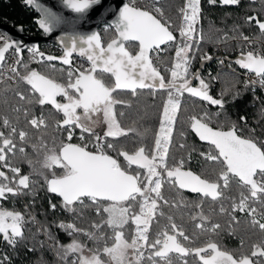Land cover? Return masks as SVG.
I'll list each match as a JSON object with an SVG mask.
<instances>
[{"label":"snow or ice","instance_id":"obj_1","mask_svg":"<svg viewBox=\"0 0 264 264\" xmlns=\"http://www.w3.org/2000/svg\"><path fill=\"white\" fill-rule=\"evenodd\" d=\"M23 3L40 12L36 23L45 34L62 22V17L37 0ZM62 3L81 17L90 11L100 15L109 11L107 0H62ZM157 3L158 0H145L140 6L137 0H121L112 13L114 19L106 22L103 30L111 34L106 43L101 32L91 31L62 37L60 56L45 55L38 48L29 47L30 59L35 61L39 57L38 62L60 73L59 80L30 68L23 58L22 46L7 35H0V78L6 84L0 89V96L4 97L2 104L16 114L13 123L8 115L0 113V200L9 195H35L32 189L36 181L31 179L35 175L43 178L42 187L47 193L60 198L59 206L64 211L78 214L77 218H82L85 211L94 213L98 219H91L87 228L77 227L74 222L59 223L58 227L73 237L67 244L56 241L53 246L63 264H264V140L255 138L254 129H247L244 116L239 121L227 116L223 121L218 119L224 112L225 96L231 93L235 99L240 95L235 84L226 86L214 97L210 94V83L201 77L199 69L193 70L203 40L202 29L197 27L200 0H184L177 9L178 27ZM208 3L239 5L240 0H208ZM245 23L254 24L260 36H264V19L259 14L246 16ZM173 29L179 33V40ZM239 29L235 25L231 31L238 35L231 37L224 32L219 42L228 39L247 42L239 48L233 62L246 70V75L254 74L252 80L244 81L245 89L256 84L264 88V48L254 49V41ZM173 45L174 57L162 74L153 54L159 61L160 52ZM10 51L15 59L5 69L6 54ZM75 56L86 64L76 65ZM212 59L206 52L199 55L201 63ZM52 61L67 68L57 69ZM224 62L220 60L221 64ZM210 79L215 81L218 77ZM8 81L17 87L12 88ZM196 81L198 86H193ZM20 84L26 86L23 91ZM144 90L153 98L158 92L165 94L151 144L145 142L149 129L142 131L138 121L124 127L119 117L125 112L116 111L117 105L131 108V98ZM9 91L17 103H10ZM185 94L218 106L219 111L198 113L193 100L191 114L181 119ZM121 95L129 98H119ZM36 107L40 108L39 116L33 111ZM260 115L264 117V108ZM21 116L24 128H18ZM97 125H103L102 132L95 130ZM178 125L182 126L181 139L190 131L208 145L198 155L212 165L211 175L197 174L187 166L196 149H188L186 142L179 144V149H188L186 156L177 158L172 153ZM28 128L38 133L34 141ZM77 129L79 142L74 143ZM125 142L132 143L131 150ZM17 152L31 168L29 174H22L21 168L13 164L11 158ZM232 183L237 186L238 196L225 195ZM165 187L175 196L166 197ZM184 191L197 194V202L188 201ZM209 199L212 203L229 201L228 207L220 204L218 214L229 217L230 235L236 234L240 224L236 213H240L246 216L251 229H258L261 237L247 250L243 238L240 248H223L213 238L221 228L211 220L215 209H210L209 214L203 210ZM50 204L55 211L57 204ZM192 207L198 211L189 214L196 230L190 236L176 222V213ZM29 222L36 223L35 217L26 219L20 211L0 208V243L14 249L25 240V225ZM40 231L53 239L43 225L37 229ZM81 236L83 240L77 238ZM201 236L205 237L203 242ZM0 264H10V258L0 256Z\"/></svg>","mask_w":264,"mask_h":264},{"label":"trees","instance_id":"obj_2","mask_svg":"<svg viewBox=\"0 0 264 264\" xmlns=\"http://www.w3.org/2000/svg\"><path fill=\"white\" fill-rule=\"evenodd\" d=\"M21 0H0V24H6L10 26L20 27L24 33L29 36H37L39 32L35 27L34 20L36 19V14L31 9L20 5ZM182 0H160L157 4L161 7L165 16L174 24L177 25V20L179 17L177 9L180 8ZM200 21L198 28L202 29L203 40L198 46L197 58L193 61V70L197 67L199 63V55L201 53H208L211 56L216 55L217 47L223 50L224 57L233 58L235 56V50L244 44V41L240 39H228L226 42H219L220 37L224 32L228 33V36L238 35V33H233L231 29L235 25L240 26V31L244 35L249 36L252 40H258L259 42H264V36H260L258 28L254 24L249 25L245 23L246 16L257 15L261 19H264V0H240L239 5H221L219 3L209 4L208 0H200ZM107 26H101L99 32L102 34V38L106 43L110 39L111 34L104 33V28ZM219 30V31H218ZM175 34V29H173ZM259 38V39H258ZM172 51L167 50L164 55L160 58V63L163 65L161 71L163 74V68L171 64ZM55 66L61 65L58 61H52ZM210 68L213 69L211 74L201 73V77L210 83V94L214 97H218L219 93L226 86L230 87L235 84V90L240 92V95L233 99L231 93L225 96L227 101L225 104L224 112L218 117L219 120H225L227 118L239 121L240 116L246 117L247 129L255 130V138L264 140V117L260 115L261 108H264V93L255 89V91L250 88L245 89L241 86L240 78L233 71H239V69L229 63L224 62V66L218 65L216 62L212 63ZM36 70L43 72L45 74H55L52 72L46 64L43 63L39 67H32ZM23 71V69H21ZM210 77H218L217 80L212 81ZM198 81L195 82L194 86H198ZM9 85V84H8ZM6 86L4 83H0V89ZM12 88H16L17 85H11ZM26 86L23 84L19 85L21 91L24 90ZM164 93L158 92L153 98L148 94L147 90L141 92V94L136 98L132 99L131 108H125L122 105L116 106V111L123 110L125 115L119 117L120 123L124 127L132 126L133 121H138L139 125H142L141 130L149 129L147 133L146 143L151 144L153 132L158 127V115L161 111L162 100L164 98ZM7 97L10 103H17L18 101L14 98L13 93L9 91ZM3 96H0V113L6 114L12 119L13 123H16L15 113H12L10 107L6 108L2 104ZM119 98L128 99L129 97L121 95ZM58 99H62L59 98ZM193 100H195V107L198 113L207 111L210 114L219 111L218 106L207 105L206 102L199 101L196 98H189L185 94V100L182 105L181 119L185 116L191 114V110L194 107ZM48 109L51 106H47ZM188 109V112H184L183 109ZM37 116L40 115V108L36 107L33 109ZM47 116V111H45ZM51 117H49V123H51ZM215 127V124H213ZM243 127V123H241ZM25 121L21 116L18 128H24ZM181 125L177 126V132L173 139L172 153L179 158L182 155L187 154L188 149L195 148L196 151L192 153V158L188 163V167L191 168L197 174L211 175L212 165L210 162H205L201 157H199V151H206L208 145L205 142L199 141L195 137L194 133L189 131L188 135L181 139L179 137V130H181ZM30 133V138L34 141L36 130L28 128ZM97 132H102V130H96ZM247 134V130L245 133ZM87 135V134H85ZM133 135V134H130ZM133 139L135 137L133 136ZM74 143L79 142V130H76V136L73 139ZM186 142L188 149H179V144ZM129 150L132 149L131 142H125ZM29 154H31V149L27 148ZM12 162L15 166L21 168L22 174H29L32 170L23 159V157L17 152L16 156L12 157ZM32 180L36 181L33 187V192L35 195H9L6 200H0V208H6L8 210H16L24 213L26 219L30 217H35L36 223L29 222L25 225V240L20 242L14 249L10 246L0 243V256L7 255L10 258V264H63L56 255L54 251V244L59 241L60 244H67L73 239L68 233L58 227L60 222L65 223H76L77 227L87 228L89 221L91 219H98L95 217L94 213L90 214L85 211L82 218H77L78 214H73L64 211L60 205V198L53 196L51 193H47L42 187L44 184L43 178L40 176H32ZM28 190H25L27 192ZM164 194L166 197L172 198L175 196L174 192H170L167 187L164 189ZM183 195L190 202H197V194H193L188 191H184ZM225 195L227 196H238V189L235 183H232L230 188L226 190ZM51 203L57 204V209L54 211L51 208ZM223 203L226 207L229 206V201L222 200L216 203H212L211 200H207L203 205V210L205 214H209L210 209H215L216 214L211 216V220L214 223H219L221 228L218 230V235L213 237L218 244L223 248L228 250H235L240 248V239L243 238L245 241V249H249L251 243L256 242L261 234L258 229H251L246 223V216L240 213L236 215L240 218V224L237 226V231L235 235H230L228 232V221L229 217L227 215H220L219 207ZM165 211L169 209L165 208ZM174 211V210H173ZM198 211L194 207L192 208H182L176 213V222L181 224L186 231V234L192 235L195 230L194 223L189 214ZM44 226L51 233L53 239H49L43 231L37 232V229ZM83 240L84 238L77 237ZM204 236L200 237V242H203ZM91 246V242H88ZM34 249L29 251V249Z\"/></svg>","mask_w":264,"mask_h":264},{"label":"water","instance_id":"obj_3","mask_svg":"<svg viewBox=\"0 0 264 264\" xmlns=\"http://www.w3.org/2000/svg\"><path fill=\"white\" fill-rule=\"evenodd\" d=\"M120 2L121 0H107V7L109 10L107 15H100L95 11H90L88 14L81 17L64 7L62 0H37V3L62 17V22L56 25L52 32L45 34L43 30L39 28V25L36 23V21L40 18V12H38L34 7L28 5H26V8L31 9L37 16L34 20V23L39 35L29 36L24 33L20 27L6 24H0V31L4 32L12 40L18 42L22 47L24 45H32L37 47L39 43L44 42L57 45L61 48L62 37L70 35L74 32L87 34L91 31H98L101 26H107V23H111V21L114 19V15H112V13L116 11V6ZM123 2H126V0H123ZM163 46L164 45L161 47ZM237 56H234L233 58L223 57V60L229 64L231 63V65L236 66L240 71H246L239 68V66L233 62ZM212 57L213 59L211 61H205L203 63L199 61L195 70L199 69L200 74L203 73L207 66L218 60V56ZM52 195L55 196V194Z\"/></svg>","mask_w":264,"mask_h":264},{"label":"built area","instance_id":"obj_4","mask_svg":"<svg viewBox=\"0 0 264 264\" xmlns=\"http://www.w3.org/2000/svg\"><path fill=\"white\" fill-rule=\"evenodd\" d=\"M183 3H184V0H182V4H181L182 6H183ZM19 4L22 5V6H24V7L26 6L23 3V0H21ZM179 22L180 21H179V17H178V21H177V25H176L177 27L179 26ZM197 27H198V25H197ZM0 35H6V34L4 32H2V31H0ZM175 35L177 36V39L179 40V33L177 31L175 32ZM253 41H254V43H253L252 47L254 49L257 48V47L264 48V42H259L258 40H253ZM246 44H247V42L244 41V44L241 47H244ZM29 47H33V46L32 45H24L22 47L23 58H24L25 62H27L29 64V67L30 68H32V67H39L43 63L38 62L39 61V57H37L35 61H33L32 59H30L31 54L27 51V49ZM164 47L165 46H163L162 48H164ZM241 47H239V48H241ZM36 48H38L41 52H44L45 55H53V56H60V55H62V49L59 46L54 45V44H51V43H44V42H42V43H39ZM239 48L235 50V56L239 55ZM169 50L172 51V53L174 54L175 53V47H174V45L172 47H170ZM164 52L165 51L160 52V54H159V61H157V58H156L155 54H153V61H154V63H157L160 68L163 66L160 63V58H161V56L164 55ZM6 56H7V62L4 65V68L5 69L7 68L8 64H11L12 61L15 59V54H14V52H11L10 51L8 54H6ZM214 56H218V60L215 61V62L218 65L224 66V63L223 64L220 63V60H223V57H224L223 50L220 48V46L217 47V53ZM74 63L76 65H79L81 63H85L86 64V62L82 58H80L78 56H75L74 57ZM209 66H207L205 68V70L203 71L206 74H211V72L213 71V69L210 68ZM56 67H57V69H59V68H65L66 69L67 68V66H64V65H57ZM233 72L236 73L238 75V77L240 78L241 86L242 87H244V81L245 80H252L254 78V74H247L246 75L245 74L246 71H240L239 70V71H233ZM0 83H4L5 84V82H3V80H2V78H0ZM7 84H9V85H15L12 81H8ZM253 87L255 89L259 90L260 92L264 93V88H261L259 86V84H256L255 86H250L249 88L253 90Z\"/></svg>","mask_w":264,"mask_h":264},{"label":"rangeland","instance_id":"obj_5","mask_svg":"<svg viewBox=\"0 0 264 264\" xmlns=\"http://www.w3.org/2000/svg\"><path fill=\"white\" fill-rule=\"evenodd\" d=\"M172 55L174 56V54L172 53ZM57 68V67H56ZM50 76H54L57 80H59L61 77H60V73L57 71L55 72V74H50ZM252 90V89H251ZM102 130L103 129V125H97L95 126V130Z\"/></svg>","mask_w":264,"mask_h":264},{"label":"flooded vegetation","instance_id":"obj_6","mask_svg":"<svg viewBox=\"0 0 264 264\" xmlns=\"http://www.w3.org/2000/svg\"><path fill=\"white\" fill-rule=\"evenodd\" d=\"M126 2H129L128 0H126ZM159 2H160V0H159ZM158 2V3H159ZM137 3L140 5V6H143L144 5V3H145V0H137ZM157 3V4H158ZM26 7V6H25ZM180 7H182V5L180 6ZM178 21V20H177Z\"/></svg>","mask_w":264,"mask_h":264}]
</instances>
